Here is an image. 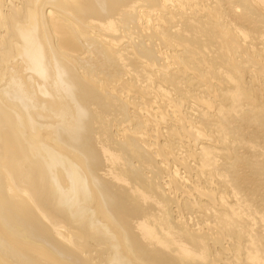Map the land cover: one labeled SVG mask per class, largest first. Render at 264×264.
<instances>
[{"label": "bare ground", "instance_id": "1", "mask_svg": "<svg viewBox=\"0 0 264 264\" xmlns=\"http://www.w3.org/2000/svg\"><path fill=\"white\" fill-rule=\"evenodd\" d=\"M0 264H264V0H0Z\"/></svg>", "mask_w": 264, "mask_h": 264}]
</instances>
